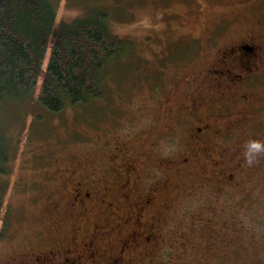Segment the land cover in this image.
I'll return each instance as SVG.
<instances>
[{
  "label": "rangeland",
  "instance_id": "rangeland-1",
  "mask_svg": "<svg viewBox=\"0 0 264 264\" xmlns=\"http://www.w3.org/2000/svg\"><path fill=\"white\" fill-rule=\"evenodd\" d=\"M51 1L58 22L107 9L128 46L108 65L104 99L1 108L11 157L0 264L32 260L56 233L72 249L94 241L92 264L127 236L121 264H264V153L244 155L264 141V65L244 74L249 61L223 58L264 43V0Z\"/></svg>",
  "mask_w": 264,
  "mask_h": 264
},
{
  "label": "trees",
  "instance_id": "trees-1",
  "mask_svg": "<svg viewBox=\"0 0 264 264\" xmlns=\"http://www.w3.org/2000/svg\"><path fill=\"white\" fill-rule=\"evenodd\" d=\"M109 16L107 9H101L88 18L58 22L51 0H0V111L9 102L40 104L48 113H61L104 99L108 65L128 46L125 39L110 32ZM52 35L37 98L36 85ZM9 122H2L1 128ZM10 146L8 133H0V173L5 175ZM3 190L0 180V221H5L8 210ZM50 239V243L57 239L72 248L69 236L56 233Z\"/></svg>",
  "mask_w": 264,
  "mask_h": 264
},
{
  "label": "flooded vegetation",
  "instance_id": "flooded-vegetation-1",
  "mask_svg": "<svg viewBox=\"0 0 264 264\" xmlns=\"http://www.w3.org/2000/svg\"><path fill=\"white\" fill-rule=\"evenodd\" d=\"M257 53L260 55V62L255 61ZM262 53V54H261ZM264 53V43L258 40L250 39L246 41V43L240 42L235 43V45L229 46L228 50L224 53V59L227 58L232 65L235 63H242L241 59H244L247 64H243L244 74L251 72L253 69H257L261 64L264 65V57H262ZM230 74L229 78H233V80L242 79L243 74H238L234 76L229 71H218L217 75L221 76V78L227 77ZM76 194L79 195V192ZM87 195H89L87 193ZM85 194V196H87ZM130 236L125 237L121 243V249L118 254L112 258L111 261L103 262L101 264H121V258H123L126 249L129 245ZM36 242V241H35ZM46 249L43 250L42 253L36 254L32 260H23L20 264H92V262L97 261L98 256H101V251L96 246V243L89 239V241H84L82 248L72 249L71 247L64 244V242H60L59 240H55L54 243H49V245L45 246ZM25 257V256H24ZM106 258V257H104Z\"/></svg>",
  "mask_w": 264,
  "mask_h": 264
},
{
  "label": "clouds",
  "instance_id": "clouds-1",
  "mask_svg": "<svg viewBox=\"0 0 264 264\" xmlns=\"http://www.w3.org/2000/svg\"><path fill=\"white\" fill-rule=\"evenodd\" d=\"M259 153H264V141L257 139L249 140L244 148V155L248 163L251 164Z\"/></svg>",
  "mask_w": 264,
  "mask_h": 264
}]
</instances>
